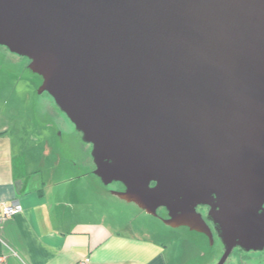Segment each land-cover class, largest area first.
<instances>
[{
  "label": "water",
  "instance_id": "water-1",
  "mask_svg": "<svg viewBox=\"0 0 264 264\" xmlns=\"http://www.w3.org/2000/svg\"><path fill=\"white\" fill-rule=\"evenodd\" d=\"M0 45L111 195L212 242L210 221L216 264L264 248V0H0Z\"/></svg>",
  "mask_w": 264,
  "mask_h": 264
},
{
  "label": "crops",
  "instance_id": "crops-1",
  "mask_svg": "<svg viewBox=\"0 0 264 264\" xmlns=\"http://www.w3.org/2000/svg\"><path fill=\"white\" fill-rule=\"evenodd\" d=\"M19 134L0 120V200L23 206L0 222V264H173L163 243L81 213L76 164L41 166Z\"/></svg>",
  "mask_w": 264,
  "mask_h": 264
},
{
  "label": "rangeland",
  "instance_id": "rangeland-1",
  "mask_svg": "<svg viewBox=\"0 0 264 264\" xmlns=\"http://www.w3.org/2000/svg\"><path fill=\"white\" fill-rule=\"evenodd\" d=\"M28 62L27 57L0 45V120L8 119L14 125L23 137L22 145L30 143L32 155L41 158V166L56 165L60 157V165L66 169L71 168L72 161L76 164L74 170L79 174V184L84 190L80 195L85 196L84 201L88 204L85 206L92 207L91 213L90 208L80 212L97 218L102 214L112 228L115 227L113 224L119 226L121 222L125 225L124 233L152 237L163 243L173 264H216L223 252L217 236H213L210 242L205 234L186 226L170 227L161 219L166 216L164 208H159V217H155L135 204L111 195L109 191L118 189L119 184L104 185L93 174L91 145L82 140L81 133L58 110L47 92L38 93L42 79L28 68ZM60 130L64 136L62 139L58 136ZM200 211L206 215V210ZM223 264H264V250L253 253L234 251Z\"/></svg>",
  "mask_w": 264,
  "mask_h": 264
},
{
  "label": "built area",
  "instance_id": "built-area-1",
  "mask_svg": "<svg viewBox=\"0 0 264 264\" xmlns=\"http://www.w3.org/2000/svg\"><path fill=\"white\" fill-rule=\"evenodd\" d=\"M22 207V204L18 200H12L9 203L0 200V222L21 211Z\"/></svg>",
  "mask_w": 264,
  "mask_h": 264
},
{
  "label": "flooded vegetation",
  "instance_id": "flooded-vegetation-1",
  "mask_svg": "<svg viewBox=\"0 0 264 264\" xmlns=\"http://www.w3.org/2000/svg\"><path fill=\"white\" fill-rule=\"evenodd\" d=\"M42 93H44V92H42ZM58 110L61 112V110L58 108ZM64 114V113H63ZM47 124V123H46ZM62 130H60L59 131V138H63L62 137ZM67 139H65V141H66ZM87 144V143H86ZM72 161V160H71ZM73 162V161H72ZM94 169V168H93ZM119 184V188L118 189H116V190H122L124 187L120 184V183H118ZM200 210H206V212H207V210H208V207H200L199 208V211ZM208 222V224H209V226H210V228L212 229V232H213V236H216L215 235V232H214V230H213V227H212V224H211V222L210 221H207ZM214 238V237H213ZM223 246V245H222ZM262 250H264V248L263 249H261V250H251V251H244V250H242V249H240V248H238V247H234L233 248V250H232V252L231 253H233L234 251H238V252H245V253H253V252H258V251H262Z\"/></svg>",
  "mask_w": 264,
  "mask_h": 264
}]
</instances>
